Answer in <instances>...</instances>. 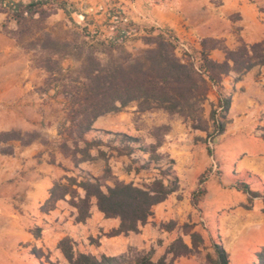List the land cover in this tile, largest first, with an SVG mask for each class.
<instances>
[{"label":"rangeland","instance_id":"374dc122","mask_svg":"<svg viewBox=\"0 0 264 264\" xmlns=\"http://www.w3.org/2000/svg\"><path fill=\"white\" fill-rule=\"evenodd\" d=\"M18 2L21 3L22 12L15 14L12 7ZM131 2L0 0V133H6L0 138V170L14 165L17 167L14 176L0 172V214L14 212L15 209L21 215L19 225L28 232V239L19 236L17 258L11 260L8 258L14 255L15 249L7 251V258L1 249H9L6 243L3 244L9 239L0 238V264H66L67 260L59 247L61 239H66V244L74 253L84 252L97 257L102 254L121 256V261L133 264L140 253L150 252L151 259L157 260L179 236L188 247H192V251L177 257L173 264H213L215 255L211 238L217 232L213 230L212 222L207 223L203 212L199 213L193 207L188 194L196 180V174L191 175V172L213 162L206 155L203 144L212 133L210 115L217 101L214 87H209L202 103L205 130L191 128L190 121H184L177 113L162 109L138 112L133 105L124 107L119 114L99 116L101 125L114 122L127 124L128 132L122 133L141 137L148 145L160 139L162 143L156 153L174 160L181 190L177 195L169 194L162 203L164 207L158 211L162 218L155 217L157 211L154 208L152 217L141 226L139 232L111 235L115 218L103 216L95 206L90 208V219L86 218L77 229L79 224L76 223L79 222L75 221L76 211L67 201L60 202L55 216H49L48 212L40 210L42 202L37 197L33 201L25 198V189L29 184L43 180V166L48 169L49 165H54L62 169L59 165H74V159L80 157L69 141L67 147H62L63 136L59 129L66 117L67 104L60 92L61 85L75 84L63 78H76L81 63V58L77 57L83 46L85 50L89 45L99 49L98 43L114 37L118 30L137 27L131 18V9L127 7ZM131 37L134 36L126 34L124 40ZM142 42V45L121 43V46L127 51L136 52L147 47ZM68 53L71 55L67 56ZM15 58L23 63L28 61L35 68L34 73L22 75L16 69L18 65L12 64ZM225 120L228 121L227 116ZM173 133H177V136L174 137ZM92 137L100 139V144L89 148V156L78 160L77 166L97 164L93 171L102 184L121 180L142 185L159 175V171L153 167L138 172L135 170L132 157H148V154L140 151H135L132 157L118 154L110 148V145H117L109 140L110 136L89 134L88 138ZM215 137L210 139L209 144L216 156ZM79 145L82 146L81 143ZM222 147L223 144L219 145L218 151ZM231 165L226 161L222 167ZM214 167L213 171L216 169ZM10 182L16 186L18 193L16 198L12 197L13 200H10ZM206 205V208L210 206ZM233 208H222L217 215H224ZM54 209L55 206L51 210ZM179 209L180 213L177 212ZM5 224L9 222L0 218V225ZM193 234L196 236L191 239ZM226 241L228 244L227 238ZM252 261L258 264L255 253H247L234 264Z\"/></svg>","mask_w":264,"mask_h":264},{"label":"trees","instance_id":"16d2710c","mask_svg":"<svg viewBox=\"0 0 264 264\" xmlns=\"http://www.w3.org/2000/svg\"><path fill=\"white\" fill-rule=\"evenodd\" d=\"M58 7L65 8L63 5ZM20 9L19 2L12 7L15 14H20ZM124 37V32L118 30L114 37L100 41L99 49L89 45L85 50L83 46L77 57L81 58V63L76 78H63L75 84L61 85L60 92L67 104L66 117L59 129L63 136L62 147H67L69 141L71 147L80 155L78 160H82L89 156V148L101 142L94 137L89 139L88 135H107L110 136V141L116 142L117 145H110V148L118 154L131 157L135 151L148 154V157H132L137 172L153 167L159 171V175L142 185L121 180L102 184L98 177H93L79 168L78 160L74 159L76 174L64 175L55 181L48 190L47 199L40 205L41 211L48 212L58 200H66L76 211V222H83L88 218L90 208L95 206L103 216L118 218V225L111 230V235L139 232L141 226L152 216L153 206L177 190L178 176L174 170V160L156 153L162 143L160 139L148 145L141 137L94 129L92 124L97 117L133 105L138 112L162 109L168 113H177L184 121H190L191 128L205 130L202 123V103L209 87H214L218 97L210 115L212 133L208 135L209 140L205 141L206 154L213 162L198 175L196 186L190 193L191 204L197 207L205 193L204 183L212 174L219 172L209 141L224 132L226 126L230 98L222 93L221 78L229 72L242 73L256 64H264L263 41L250 45L240 43L235 49L225 48L224 59L217 62L207 56L206 49L217 46L219 41L202 39V51L196 69L191 61L177 56L174 45L159 33L143 38L147 47L136 52L127 51L121 46ZM259 129L264 139V125ZM4 134L6 133H0V138ZM213 166L216 167L214 171ZM232 186L247 192L249 199L261 196L264 200V191L261 194L251 191L243 179H235ZM262 210L264 211V207ZM194 236L196 235L193 234L191 239ZM211 241L215 255L213 264H229V254L220 235L216 233ZM59 247L67 260L66 264H127L121 261V256L102 254L97 257L84 252L74 253L66 244V239L59 241ZM191 251L192 247H188L179 236L157 260L151 259L150 252L140 253L134 258L133 264H173L177 257ZM256 256L257 263L264 264V246Z\"/></svg>","mask_w":264,"mask_h":264},{"label":"crops","instance_id":"0c3cea01","mask_svg":"<svg viewBox=\"0 0 264 264\" xmlns=\"http://www.w3.org/2000/svg\"><path fill=\"white\" fill-rule=\"evenodd\" d=\"M128 1H132L127 7L131 9L130 14H133L131 18L137 26L138 33L134 37L124 40L123 44L142 45V37L157 34L153 28L154 23L166 27L173 35L187 43L196 61H200L202 39L219 41L217 46L206 49L207 56L217 62L224 59L225 48L235 49L240 43L250 45L264 42V0ZM12 64L18 65L16 69L22 75L34 73L35 68L29 65L28 61L23 63L16 59L12 61ZM220 85L222 93L229 95L230 103L225 130L214 139L216 154L214 158L219 172L212 174L204 183L205 193L198 206L193 207L199 213L203 212L207 223L212 222L213 230L220 235L223 246L229 254V264H234L238 259L243 258V254L255 253L256 255L264 246V211L262 210L264 200L261 196L249 199L247 192L237 190L232 186L235 179H243L248 183L251 191L260 194L264 191V139L261 137L259 129L264 125V64H256L242 73L229 72L222 76ZM215 93L217 99L216 90ZM121 112L122 110L114 114ZM100 122L102 121L98 117L92 127L112 132H128V125L125 123L114 122L105 126ZM177 133L172 135L176 137ZM221 144L223 147L218 151L217 147ZM203 147L205 150V144ZM226 161L232 165L223 168L222 165ZM55 163L58 164V160ZM208 165L209 162L198 171L191 172V175L196 174V180L194 185L189 188L188 197L196 186L198 175ZM59 166H62V169L54 165H49L48 169L43 166V180H39L36 184L30 183L25 189L27 201H33L37 197L38 201L43 202L47 199L48 190L55 181L64 175L76 174L74 165L64 166L61 164ZM78 167L85 173L98 177L93 171L97 164L88 163ZM16 168L14 165L8 169H1L0 172L14 176ZM228 171L230 172L228 173ZM9 187L10 200H13L12 197L18 196L17 189L11 182ZM180 190L178 187L171 194L177 195ZM165 200L153 206V210L155 208L157 211L155 217L158 219L162 218L161 212L158 211L164 207L162 203ZM14 202L16 203L15 200ZM60 202H66V200H58L55 209L48 211L49 216H55ZM206 204L210 206L206 208ZM246 205L250 207L247 208ZM225 207L234 208L224 215H217V212ZM177 212L180 213V209ZM0 218L4 222H9L8 225H0V238L9 239L3 242L9 249L3 248L1 253L8 258L7 251L15 249L14 255L8 260L15 259L17 258L18 238L25 236L28 239V232L19 225L21 215L15 209L14 212L0 214ZM76 224H79L76 227L79 229L83 223ZM117 225L118 218H115L113 226ZM254 261L246 262V264H253ZM175 264L177 263L175 262Z\"/></svg>","mask_w":264,"mask_h":264},{"label":"built area","instance_id":"2783aa9c","mask_svg":"<svg viewBox=\"0 0 264 264\" xmlns=\"http://www.w3.org/2000/svg\"><path fill=\"white\" fill-rule=\"evenodd\" d=\"M153 28L157 33L161 34L166 40L170 41L174 45V50L179 57L191 61L194 64V67H197L198 61H196V59L193 57L191 49L187 43L173 35V33L166 27L154 23ZM122 31L124 32V36L126 34L135 36L138 33V29L135 26L128 29H123Z\"/></svg>","mask_w":264,"mask_h":264}]
</instances>
